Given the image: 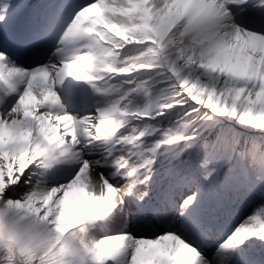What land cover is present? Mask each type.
I'll return each mask as SVG.
<instances>
[{
	"label": "snow or ice",
	"instance_id": "1",
	"mask_svg": "<svg viewBox=\"0 0 264 264\" xmlns=\"http://www.w3.org/2000/svg\"><path fill=\"white\" fill-rule=\"evenodd\" d=\"M0 264H264V0H0Z\"/></svg>",
	"mask_w": 264,
	"mask_h": 264
},
{
	"label": "clouds",
	"instance_id": "2",
	"mask_svg": "<svg viewBox=\"0 0 264 264\" xmlns=\"http://www.w3.org/2000/svg\"><path fill=\"white\" fill-rule=\"evenodd\" d=\"M0 237L6 239L7 238V233L3 230H0Z\"/></svg>",
	"mask_w": 264,
	"mask_h": 264
}]
</instances>
